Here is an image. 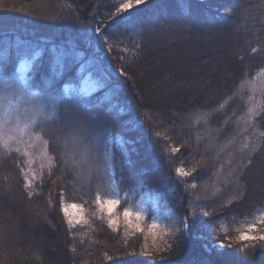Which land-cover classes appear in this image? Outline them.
<instances>
[{
  "label": "trees",
  "instance_id": "1",
  "mask_svg": "<svg viewBox=\"0 0 264 264\" xmlns=\"http://www.w3.org/2000/svg\"><path fill=\"white\" fill-rule=\"evenodd\" d=\"M122 2L0 0L1 70L18 75L21 60L34 58L32 91L65 101L62 107L106 130L116 158L114 171L101 166L97 173L79 146L53 140L49 128L43 138L52 164L25 188V156L0 148V264H264L260 243L240 253L251 242L235 239L264 212V0H147L109 26L111 51L86 40V30L94 35L91 28ZM177 30L182 34L166 38ZM184 32L189 41L195 33L224 44L215 49L229 53L221 70L201 65L215 50L191 58L184 52ZM178 85L167 100L160 96ZM178 167L197 171L181 177ZM97 193L118 195L121 216L147 195L145 229L109 228ZM64 202L82 205L85 219L69 226ZM192 213L198 223L190 236L161 240L172 250L144 249L153 218L178 228ZM224 229L232 243L227 258L217 254L224 249L205 247L225 239ZM30 254L38 258L21 259Z\"/></svg>",
  "mask_w": 264,
  "mask_h": 264
},
{
  "label": "snow or ice",
  "instance_id": "2",
  "mask_svg": "<svg viewBox=\"0 0 264 264\" xmlns=\"http://www.w3.org/2000/svg\"><path fill=\"white\" fill-rule=\"evenodd\" d=\"M146 2L147 0H123L115 8V12L108 14L105 21L98 22V26L91 28V33H94V35H87L86 30L85 39L89 42L95 41L100 46H108V50L111 51L112 46L109 45V40L110 38L115 39V37L110 36L108 31L109 26L115 24L117 20H123L125 16L130 14V10H134L137 6L145 4ZM124 51H127V49H124ZM255 51L256 49H253V52ZM18 52L21 55H26L23 49H18ZM26 67L27 64L22 63L20 72L23 73ZM261 71L264 72V69H261ZM121 74H125L123 69L121 70ZM32 88L33 85L30 80L24 75L9 72L7 67L0 70V148H3L6 153L11 151L19 153L21 152V148H10L11 142L16 141L19 143L20 137L25 134H31L37 127L40 128V132L35 134L36 139L42 140L43 135L51 128L53 140L63 141L65 145L70 143L73 146H79L81 149L80 154L84 157V162L94 167L97 173L101 171V166H103V172L105 174L109 171H114L116 158L114 151L110 147L107 131L98 129L80 111L71 107H62L66 103L65 101H57L41 92H34ZM13 114L15 115L13 116ZM96 119L98 120V117ZM156 135L159 137L161 134L156 133ZM43 143L47 147L48 141L44 140ZM171 151L175 153L179 149L172 147ZM23 154L26 156L30 155L26 149ZM76 156V152L71 153L73 164L77 162ZM49 159L53 160L52 157H49ZM248 163L251 164V161ZM196 171L197 169L195 167L190 170H185L182 167L175 169L176 174L181 177H190ZM32 175L33 179H35V174L33 173ZM108 180L110 182L109 187H111L115 183V175L109 176ZM32 183L33 180L29 179L27 173H24V187L31 188ZM192 186L195 187L194 184ZM27 195L31 197L33 193L28 191ZM95 203L98 206V210L106 212L108 215L109 228L117 230V218L114 217L115 210L121 203L119 196L109 195L101 199L100 194L97 193ZM69 209L82 213L83 206L77 204H62V211L67 218V223L69 226H73L74 223H79V221H74ZM200 215L209 216L210 213L202 211ZM133 216L139 222L144 219V211L133 212L130 207L123 209L125 223L131 224L130 217ZM191 217V219L189 217L180 219L178 223L181 227L178 228L160 225L157 219L153 218L151 224L147 225L148 234L152 237V248L156 252L172 250V244L167 243L166 240H164L166 247L157 246V239L163 240L166 236L176 237L178 234L183 233H187L190 236L198 223L196 213H192ZM259 225H264V212H261L253 223L248 224L246 229L236 236V241L251 242L238 248L236 251L243 253L246 247H256L257 243H260V246L264 248V228H259ZM135 229L137 231H143L139 223L135 225ZM224 232L225 239L220 240L218 244L213 241L211 245H205V247L211 251H216L217 248L224 249L223 252H217V254L227 258L231 256L229 250L232 249V243L227 241V229H224ZM256 232H259V234H253ZM143 247L149 254L152 253V249H149L147 242ZM237 259H226L224 264H235ZM241 264H243L242 261Z\"/></svg>",
  "mask_w": 264,
  "mask_h": 264
},
{
  "label": "rangeland",
  "instance_id": "3",
  "mask_svg": "<svg viewBox=\"0 0 264 264\" xmlns=\"http://www.w3.org/2000/svg\"><path fill=\"white\" fill-rule=\"evenodd\" d=\"M179 33L182 34V32L180 30L174 31L173 33H171V35H167L166 38L167 39L173 38L176 35H178ZM191 34H192L191 35V39L192 40H190V41L187 40V37L190 35V33L184 32V34H183L184 37H182V38L186 39L182 43L184 48L186 49L184 52L188 56H190V58L192 56L195 57L197 54L206 53V51L210 50V49H211L210 50L211 52L212 51L214 52L215 49H219V48L222 47V45H224V44L219 45V46L217 45V42H218V38L217 37L211 39L210 36H207L205 34H202V35L195 34V33H191ZM216 46H218V47H216ZM174 52L176 53L177 51L175 50ZM177 54L179 56H183L182 53H177ZM228 54H229L228 52H222V53L219 52L218 55H217L216 50H215L214 57L209 60V63H208V61H206V62L204 61L203 63H201V65H203V66L204 65H208L209 70L210 69L213 70L216 66H217L216 68H220V70H221V68L223 67L222 60ZM215 58H216L217 62L215 61ZM22 63H26L27 64V67L24 69L23 73L20 72V68H21V64ZM20 68H19V74L18 75L22 74V75H24L26 78H28L30 80L31 75L33 74V72L37 68L36 60L34 58L22 59L21 62H20ZM0 70H1V65H0ZM59 75L60 74L58 73V76ZM178 89H179V85L178 86H174V87L164 88L163 91L161 92L160 96H162L164 99L167 100L169 98V95H171V93H174V92L176 93L178 91ZM82 94H83V96H88L90 94V92L83 91ZM14 115L15 114H13V116ZM35 134H36V132H35V130H33V132L31 134H25L22 137H20V142L19 143H17L16 141H13L10 144V148H12V149H15L16 147H20L22 154L24 153L25 149L30 153V155H28V156H26L24 154L23 155L26 158L27 174L29 176V179L33 180L32 184H34V182L36 180H38L40 170L44 169V168H46V167H48V166H50L52 164V160L49 159L50 155L48 153V145H47V147H45V145L43 143V141L46 140V139H44V138L42 140L36 139V135ZM262 170L264 172V168H262ZM33 173L35 174V179H33V175H32ZM256 183L259 184L260 182L259 181L255 182V185L258 186V184H256ZM64 204L65 205H70V204L80 205L78 203H73V202H64ZM148 205H149V197L147 195H143L142 198L140 199L139 204L136 207H132L131 209H132L133 212L143 210L144 211V216H145V214L147 212V209H148ZM69 211L72 214L74 221H79V223H80V222H82L85 219L84 207H83V212L82 213L79 212V211H76V210H72V209H69ZM114 218H117V226H120L121 224L125 223L123 215L121 216L119 214V212L117 211V208L115 210V217ZM130 220H131V224L125 223L127 227H130V228H133L134 230H136L135 229V225L137 223H139L140 228H142V229L144 228L143 220L137 222L134 216L130 217ZM157 222L160 224V221H159L158 218H157ZM79 223H74V225L79 224ZM33 226L35 227L36 224L33 223ZM258 227L259 228H264V225H259ZM253 234H259V232H256V233H253ZM147 240H148L147 244L149 246V249H152V237L148 234V230H147ZM160 243H161V239L158 238L157 239V246H160ZM51 248L55 249L56 247L55 246H51ZM5 258H6V261H8V263H9V260L12 259V258L10 259L9 256H6ZM36 258H38V257L35 256V255H32V254H30L29 256L21 257L22 260H24V259L34 260ZM53 264H55V263H53Z\"/></svg>",
  "mask_w": 264,
  "mask_h": 264
}]
</instances>
